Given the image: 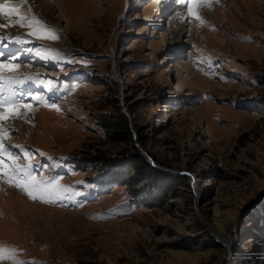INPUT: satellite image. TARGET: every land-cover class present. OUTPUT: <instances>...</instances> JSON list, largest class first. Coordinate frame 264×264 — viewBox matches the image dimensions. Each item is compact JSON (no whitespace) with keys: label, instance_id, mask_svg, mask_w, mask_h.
I'll use <instances>...</instances> for the list:
<instances>
[{"label":"rangeland","instance_id":"374dc122","mask_svg":"<svg viewBox=\"0 0 264 264\" xmlns=\"http://www.w3.org/2000/svg\"><path fill=\"white\" fill-rule=\"evenodd\" d=\"M40 2L10 7L55 39L28 35L15 14L2 27L28 39L11 52L24 54L18 83L55 107L29 104L47 114L1 138L0 264H264V0H208L179 51L165 11L176 0ZM17 165L60 194L30 199L9 180ZM9 189L40 208L7 203Z\"/></svg>","mask_w":264,"mask_h":264},{"label":"bare ground","instance_id":"6f19581e","mask_svg":"<svg viewBox=\"0 0 264 264\" xmlns=\"http://www.w3.org/2000/svg\"><path fill=\"white\" fill-rule=\"evenodd\" d=\"M31 1L34 4L41 3L40 2L41 0H0V4H4L7 7H10L11 4L14 5L15 2H17V3L29 5L30 8H33ZM61 1H63V0H49V3H51V7L47 6V5L46 6L44 5V7L47 10L56 11V9H58L61 5L60 4ZM176 1H177L176 6L180 7L179 10H176V11L171 10V7L173 5L169 6L170 3H168L165 11L167 9H168V11H170L169 14L166 12L167 17H168V25L171 24V26L169 25V28H171L170 30H172L171 34H172L173 39H174V45H175L174 51H179V50H183L186 47L183 45V39L185 38L184 34L186 31V25H187L186 20L189 19V16L193 15V12H195L196 16L199 17L198 20H200L201 23H207V21L210 18V14L212 11H210L208 13V11H209L208 0H197L195 5L192 3V0H176ZM159 4H160V0H154V3L151 6L157 7ZM176 6L174 5L173 8H175ZM145 17H147L146 19H148V21H154L155 22L154 15L145 16ZM161 17H163V16H161ZM0 24L6 26V21H5L4 16H0ZM0 36H3L4 39L6 40V42L0 41V52L4 53V57L2 59L6 62V61H8L7 58L11 52L21 51V49L19 47H21V45L23 43L14 42V40H16V39H14V40H12V39L15 36L9 34L8 32L2 31V27H0ZM18 36L20 37L21 40L25 41V43L28 44V39L25 36H23V35H18ZM24 45H26V44H24ZM17 48H19V49H17ZM174 53H175L174 56L176 59L175 61L177 63V67H181V69L183 71H185L186 74H188V77H191L192 79H196V75H194L192 73V69L189 67V63L183 61L182 58L177 59L176 57H180L181 54L180 53L176 54V52H174ZM11 54H13V53H11ZM23 55L24 54H20L18 57V60L16 62H20V59H22L24 57ZM25 55H27V54H25ZM20 56H22V57H20ZM3 71L4 72H10L8 70H3ZM3 71L0 72V77H4V75L5 76L6 75L13 76V77L19 76L17 74V70L11 71V73H9V74L8 73L3 74ZM20 75H21V73H20ZM6 78L7 77L3 78L4 80L2 81V83H0V86L3 88H6L5 92L7 93V98L14 96L17 99V96L14 93H12V91L13 90H19V91L22 90L23 94L19 96L20 99H22V96H24V97L33 96L34 98H36L28 104H31V103L37 104L38 101H43L41 103H48L49 102L48 93L43 91V94H41L39 92L41 89L40 87H34L35 89L33 91H27L28 87L26 88L25 85L16 82L17 83L16 85H19V87H17L15 85V82H13L10 78H7V79ZM197 81H199V80H197ZM4 82H5V84H4ZM33 93H34V95H33ZM46 96H48V98H45ZM44 101H46V102H44ZM49 103H51V101ZM17 110H18V108L4 109V110L0 111V117H3V119H0V122H2V123L6 122V124H1L2 126H0V128L4 126V129H5L4 130L5 133H1V129H0V141H1V138L2 139L4 138L3 135L6 136L8 133L6 131L7 125L10 126L13 123V126L16 127L17 126L16 123L18 122L20 124L18 129H20V131H23V130L28 129L31 123L37 122V121L35 122V120H33V119H35V117L38 116V118L40 119V117L42 118L44 115L47 114V112H45L43 109H41L39 107H35V108L22 107V110H23L22 114H20L19 111H17ZM30 119H32V120L29 121ZM10 120H12V121H10ZM4 194L6 195V197L8 199L6 201L7 203L12 202L14 199H16L18 201L23 202L20 204L26 205L24 197L21 196L20 194L16 193V192H14L13 190L9 189V192L8 193L6 192ZM29 206H32V208H34V209L40 208V206L33 207V205H29V204L26 205V207H29ZM219 238L222 242H224L225 244H228V239L225 238L223 235L219 234Z\"/></svg>","mask_w":264,"mask_h":264},{"label":"snow or ice","instance_id":"6c2138e0","mask_svg":"<svg viewBox=\"0 0 264 264\" xmlns=\"http://www.w3.org/2000/svg\"><path fill=\"white\" fill-rule=\"evenodd\" d=\"M197 0H192V3L195 5ZM6 5L0 4V16H12L15 14V19L18 23H20L21 27H29V28H35L36 31H30L28 35H34L37 39L40 38H50L55 39V30L48 28L46 25H42L40 21H38L37 18H35L34 14L31 17L26 16L25 14H22L18 11V8L16 7H7ZM193 17L199 19V17L196 16V13L193 12ZM0 27H4V25L0 24ZM43 34V35H42ZM4 39L3 36H0V41ZM14 42L18 43H25V41L21 40L20 38H16ZM37 55L39 53L37 52ZM4 57V53L0 52V72L3 70L8 71H15L16 67H18V64H15V62L18 60V56L15 54H9L8 56V62L5 63L2 59ZM15 65V66H14ZM13 82H19L21 77H12L10 78ZM28 80L30 81L31 78L29 77ZM0 83H2V77H0ZM3 93L0 91V96H2ZM34 97H30L31 100ZM23 105L24 107H29L30 105L28 103H25L22 100H17L14 96L9 97L8 99H0V111L4 109H15ZM50 107H55V104L49 103ZM0 119H3V117H0ZM25 158L28 157L29 153L27 150H22ZM8 156L12 157L13 159H20L19 156H15L10 151L6 153ZM5 151L3 148L2 141H0V166L4 163V157ZM18 174V175H17ZM13 175L16 177L13 181L11 177H9L10 182L14 183V186L20 188V190L25 191L26 194L29 196L32 200H37L41 202H51V198L58 196L61 192L60 189L52 187L51 184H44L41 185H33L31 182L34 180L35 173L32 171L31 166L28 168H21L17 165L15 172ZM3 172L2 167H0V179H3ZM55 182H53L54 184ZM29 187L33 188L38 195H34L33 191L29 190ZM63 191H67V189H63ZM3 249H0V258H2ZM34 264V262H32Z\"/></svg>","mask_w":264,"mask_h":264},{"label":"trees","instance_id":"16d2710c","mask_svg":"<svg viewBox=\"0 0 264 264\" xmlns=\"http://www.w3.org/2000/svg\"><path fill=\"white\" fill-rule=\"evenodd\" d=\"M174 180L177 182V184H178L177 186H182L181 184L185 185L186 181H187L186 179L185 180L184 179H174ZM171 182H173V180ZM160 189H162V188L160 187Z\"/></svg>","mask_w":264,"mask_h":264}]
</instances>
